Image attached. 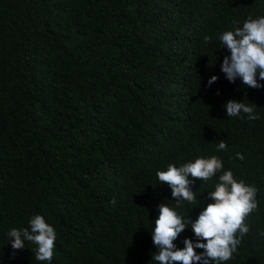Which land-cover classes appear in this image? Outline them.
Returning a JSON list of instances; mask_svg holds the SVG:
<instances>
[{
    "label": "trees",
    "instance_id": "trees-1",
    "mask_svg": "<svg viewBox=\"0 0 264 264\" xmlns=\"http://www.w3.org/2000/svg\"><path fill=\"white\" fill-rule=\"evenodd\" d=\"M261 16L264 0H0V264H158V205L195 221L222 173L195 182L198 206L156 173L211 156L258 190L221 264H264V88L225 78L219 39ZM228 100L259 119L226 116ZM37 214L57 234L51 262L10 244Z\"/></svg>",
    "mask_w": 264,
    "mask_h": 264
},
{
    "label": "clouds",
    "instance_id": "clouds-1",
    "mask_svg": "<svg viewBox=\"0 0 264 264\" xmlns=\"http://www.w3.org/2000/svg\"><path fill=\"white\" fill-rule=\"evenodd\" d=\"M237 23L233 21L234 31H226L219 36L222 48H227L230 53L224 56L221 71L229 82L234 83L239 78L247 87L264 88V83H261L264 81V16L256 19L249 17L242 27H235ZM204 40L209 42L211 37L205 36ZM217 79L213 75L208 80V86ZM254 107H257L254 103L245 104L234 100H228L224 105L226 116L237 117L243 113L247 114L249 120L259 119ZM226 149V143L221 140L217 151ZM236 156L240 160L244 159L240 153H236ZM223 169V161L211 156L197 158L179 167L169 164L167 170L157 171L158 180L171 189V196L177 206L182 201L198 206L199 201L193 190L195 182L207 181L218 173L222 174L218 176L214 191L208 192L211 202L203 207L195 221L181 217L166 203L158 205L159 215L151 232L157 254L151 259L158 264H221L232 258L244 234L249 231L244 221L257 207L258 190L255 186L246 185L243 180L238 182L231 170ZM28 225L8 232L13 254L15 250L24 249L27 241L37 246L35 256L38 261L51 262L57 235L55 229L38 214L30 218ZM189 225L196 239L185 238V247L179 249L173 241ZM196 249L203 251L197 253Z\"/></svg>",
    "mask_w": 264,
    "mask_h": 264
}]
</instances>
